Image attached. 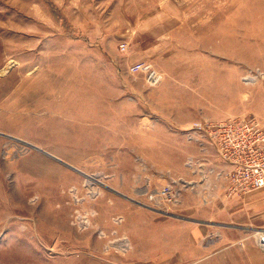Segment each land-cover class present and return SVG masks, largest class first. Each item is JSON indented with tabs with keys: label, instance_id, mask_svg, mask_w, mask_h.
Returning a JSON list of instances; mask_svg holds the SVG:
<instances>
[{
	"label": "rangeland",
	"instance_id": "374dc122",
	"mask_svg": "<svg viewBox=\"0 0 264 264\" xmlns=\"http://www.w3.org/2000/svg\"><path fill=\"white\" fill-rule=\"evenodd\" d=\"M229 119L264 121V0H0V264H264Z\"/></svg>",
	"mask_w": 264,
	"mask_h": 264
},
{
	"label": "built area",
	"instance_id": "2783aa9c",
	"mask_svg": "<svg viewBox=\"0 0 264 264\" xmlns=\"http://www.w3.org/2000/svg\"><path fill=\"white\" fill-rule=\"evenodd\" d=\"M125 45L120 49L125 50ZM133 74L143 73L151 85L161 80V75L143 62L130 66ZM204 130L200 124L193 126ZM221 159L228 164L227 192L248 194L264 189V121L257 119H229L207 127ZM229 177V178H228ZM257 246L264 249V234L255 238Z\"/></svg>",
	"mask_w": 264,
	"mask_h": 264
},
{
	"label": "crops",
	"instance_id": "0c3cea01",
	"mask_svg": "<svg viewBox=\"0 0 264 264\" xmlns=\"http://www.w3.org/2000/svg\"><path fill=\"white\" fill-rule=\"evenodd\" d=\"M223 186L220 185L219 188ZM216 191H218V189ZM222 193V191H220ZM219 194L214 199H220L222 194ZM229 203V202H228ZM232 206V218L230 221L235 229H238L243 233H257L264 234V189L258 192L251 193L249 195H242L241 197H233L230 201ZM251 237V236H250ZM250 237L248 236L245 241V250L251 254L253 251V243L250 241ZM263 260L262 256H257L256 258L249 261L248 264H259ZM263 262V261H262ZM263 264V263H262Z\"/></svg>",
	"mask_w": 264,
	"mask_h": 264
},
{
	"label": "water",
	"instance_id": "95a60500",
	"mask_svg": "<svg viewBox=\"0 0 264 264\" xmlns=\"http://www.w3.org/2000/svg\"><path fill=\"white\" fill-rule=\"evenodd\" d=\"M60 162V161H59ZM62 163V162H61ZM62 164H64L65 166H67L68 168H70V169H73V170H75L74 168H72L71 166H69V165H67V164H65V163H62Z\"/></svg>",
	"mask_w": 264,
	"mask_h": 264
}]
</instances>
